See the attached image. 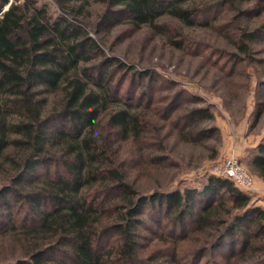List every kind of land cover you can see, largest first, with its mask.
Masks as SVG:
<instances>
[{
  "label": "trees",
  "instance_id": "trees-1",
  "mask_svg": "<svg viewBox=\"0 0 264 264\" xmlns=\"http://www.w3.org/2000/svg\"><path fill=\"white\" fill-rule=\"evenodd\" d=\"M53 1L64 12H77L71 6L76 0ZM104 2L107 7L98 27L105 29V24L108 30L124 13L136 28L157 31V20L164 15L185 27H208L224 12H232L226 24L235 30L229 33L231 39L238 38L229 55L205 49L183 35L171 41L213 63L227 59V73L245 59L242 54L251 58L260 51L258 44L264 41V0L255 7L246 0ZM8 4L0 0V163L10 148L19 149V155L7 157L16 176L0 188V212L25 207L26 216L15 218L10 211L9 221L38 223L25 231L34 242L27 256L11 264H160L156 254L166 248L173 254L170 264H204L206 256L214 257L210 264H264V210L252 206L250 196L233 181L210 176L200 189L146 194L125 173L128 165L157 167L169 160L157 150L145 153L152 136L143 132V124L149 128L150 112L158 111V118L185 141L205 145L219 134L210 108L180 90L158 108L161 91L169 92L175 85L150 72L134 73L133 88L124 90L125 80L117 87L102 69L122 63L105 59L91 64L93 55L103 51L82 26L64 15L54 19L36 0L14 2L4 11ZM253 19L256 22L250 23ZM137 79L147 81L146 91L133 90ZM57 94L61 98L49 108L50 98ZM110 104L114 110L102 125L101 115ZM262 114L264 102L255 107L256 122ZM206 122L212 123L204 126ZM115 129L121 140L118 147L108 137ZM124 142L134 149L119 162ZM252 153L251 168L264 180V142ZM43 172L48 175L43 177ZM149 209L155 214H148ZM222 212L233 216L225 219ZM145 229L156 243L143 260L139 242ZM196 232L207 235V245L184 255L185 244L194 241Z\"/></svg>",
  "mask_w": 264,
  "mask_h": 264
},
{
  "label": "rangeland",
  "instance_id": "rangeland-1",
  "mask_svg": "<svg viewBox=\"0 0 264 264\" xmlns=\"http://www.w3.org/2000/svg\"><path fill=\"white\" fill-rule=\"evenodd\" d=\"M246 1L250 7H255V2H258V0ZM14 2L19 4L24 0H9L4 11H7L6 9H9ZM36 3L46 5L54 19L64 15L71 22L82 26L88 36L98 43L103 54L96 52L91 64L102 63L105 59L113 60L112 63H115V60H117L116 63H122L124 68L123 66L110 65L102 69L106 72V77L113 80V84L117 87L125 80L124 90L133 88V83L136 80L134 73L150 72L175 85L173 90L169 87L171 89L169 92L161 91L163 100H160L159 103L162 104L157 105L158 108L167 105L170 102L169 97H172L170 94H174L177 90L187 91L191 95L197 96L202 100L204 106L210 108L213 114V125L218 128L219 134L217 137L210 138L205 145H194L185 141L158 118V111L154 113L153 110L148 114L147 119L151 124L148 123L149 128H147L144 123L143 132L152 138L145 146V153L157 150L161 153L160 155L166 156L169 160L163 166L158 165L157 167L147 166V164L142 167L139 164L126 166L125 173L136 188H140L146 194L186 187L200 189L207 183L210 176H215V172L223 168L230 156L236 155L240 166L253 180L254 192L249 193L251 205L264 210V180L258 177L251 168L252 152L264 142V114L257 122L255 121V107L258 103L264 102V94L260 92L264 91V87H261V82L264 81V41L258 44L260 51L252 55L251 58L242 54L241 57L245 59L238 62L237 67L227 73L224 70L227 59L223 60L224 63L221 61V64L213 63L198 54L178 49L171 41L180 40L183 35L189 40L198 42L205 49L229 55L236 50L233 43L238 38L231 39L229 33H234L235 30H232L231 24H226L231 20L232 12H224L208 27H185L170 16L164 15L157 20V24L160 25L157 31L148 26L136 28L129 16L124 13L117 16L119 22H112L113 24L108 30L109 26L105 24V29L98 27L107 7L104 0H76L71 4L74 11H77L75 13L64 12L53 0H36ZM262 8L264 12V5ZM203 17L205 16L203 15ZM262 19L264 20V14ZM252 21L250 23L256 22V19ZM252 27L254 29L255 24ZM102 70L96 74H100ZM96 74L93 76L98 78ZM146 84L147 81L142 84V81L137 79V86L133 90L138 89V93L146 91ZM60 98V94L50 98L49 108ZM110 106L101 115L102 125L107 123L108 115L114 110V104H110ZM188 107L191 109L194 106L188 105ZM160 113L162 112L160 111ZM212 122H206L204 126L210 125ZM101 133L98 130L96 134L100 135ZM108 137L113 141L115 147L121 145L118 129L113 130L111 136ZM133 149L130 142H124L118 154L120 158L118 161L130 157ZM18 150L10 148L4 154L0 163V188L16 176L13 170L14 166L7 157L19 155ZM47 175L48 173H42L43 177ZM45 207H49L47 202H45ZM46 210H50V208ZM10 211L13 212L12 217L15 218L19 215H27L26 208L19 206L12 210L9 209V211L0 212V222L2 223L0 225V264H11L24 259L27 256L25 254L27 247L34 243L26 238L28 233L25 231L31 225L38 226L37 222L30 219L25 225L15 219L9 221ZM151 211L149 209L147 213L152 214ZM222 214L225 219H227L226 215L228 219L233 216L231 212L229 214L222 212ZM13 222L19 224V228H15ZM142 235L139 243L140 252L143 253L141 258L144 260L147 250L156 242L152 240L154 237L146 229ZM35 237L42 239V236ZM191 237L194 241L189 240V243L185 244L184 255L202 248L201 246L206 244L204 242L208 241L207 235L197 234V232ZM46 241H48V236H46ZM156 255L160 264L162 262L170 264L173 254L166 248ZM213 259L214 257L211 259L210 256H206L204 264H210ZM180 262L183 260L180 259Z\"/></svg>",
  "mask_w": 264,
  "mask_h": 264
},
{
  "label": "built area",
  "instance_id": "built-area-1",
  "mask_svg": "<svg viewBox=\"0 0 264 264\" xmlns=\"http://www.w3.org/2000/svg\"><path fill=\"white\" fill-rule=\"evenodd\" d=\"M215 174L220 179L233 181L237 188L248 195L254 192L253 180L240 166L239 159H237L236 155L230 156L223 168L219 169Z\"/></svg>",
  "mask_w": 264,
  "mask_h": 264
},
{
  "label": "water",
  "instance_id": "water-1",
  "mask_svg": "<svg viewBox=\"0 0 264 264\" xmlns=\"http://www.w3.org/2000/svg\"><path fill=\"white\" fill-rule=\"evenodd\" d=\"M6 10H8V9H6Z\"/></svg>",
  "mask_w": 264,
  "mask_h": 264
}]
</instances>
